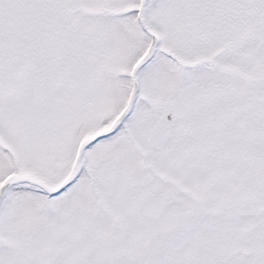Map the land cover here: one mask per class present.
Instances as JSON below:
<instances>
[{
	"label": "snow or ice",
	"instance_id": "6c2138e0",
	"mask_svg": "<svg viewBox=\"0 0 264 264\" xmlns=\"http://www.w3.org/2000/svg\"><path fill=\"white\" fill-rule=\"evenodd\" d=\"M0 264H264V0H0Z\"/></svg>",
	"mask_w": 264,
	"mask_h": 264
}]
</instances>
